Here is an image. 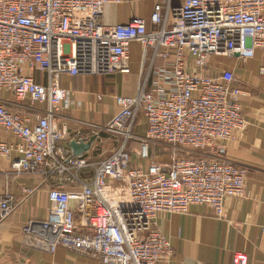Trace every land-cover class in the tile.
I'll return each instance as SVG.
<instances>
[{"label":"built area","instance_id":"1","mask_svg":"<svg viewBox=\"0 0 264 264\" xmlns=\"http://www.w3.org/2000/svg\"><path fill=\"white\" fill-rule=\"evenodd\" d=\"M154 1L150 26L142 18L108 26L105 6L124 0H0V159L14 177L54 183L48 220L24 228L47 252L63 247L102 264H170L174 249L155 224L159 214L208 206L224 220L227 201L245 195L246 168L203 154L246 130L243 90L233 86L234 73L207 71L213 57L246 61L264 51V0ZM135 42L152 56L137 97H117L120 111L104 126L63 116L71 101L61 78L129 74ZM158 60L165 66L156 69ZM141 117L144 137L135 135ZM73 123L92 135L74 136ZM103 136L115 150L97 162L64 147L68 139L93 146ZM154 143L171 149L169 163L155 160ZM87 169L91 184L81 178ZM16 205L12 193L0 196V222ZM232 264H249V256L236 252Z\"/></svg>","mask_w":264,"mask_h":264},{"label":"crops","instance_id":"2","mask_svg":"<svg viewBox=\"0 0 264 264\" xmlns=\"http://www.w3.org/2000/svg\"><path fill=\"white\" fill-rule=\"evenodd\" d=\"M155 4L154 0L108 4L104 8L103 21L108 26H116L142 18L150 26ZM214 59L210 60V68L205 73H234L233 86L243 90L240 105L248 125L231 141L218 143L206 152L247 169L245 195L227 201L224 220L218 219L208 206H193L186 214L161 213L155 224L173 246L170 264H232L236 252L247 254L249 264H264V77L260 75L264 51L257 49L246 61L240 57L217 58L216 62ZM151 61V52L135 42L131 45L129 74L63 76L60 85L68 91L71 107L63 110L62 115L73 121L100 126L109 124L120 111L117 97H137L147 79ZM164 66L163 60L155 63L156 69ZM36 78L46 84L42 75L37 74ZM152 81L154 77L149 87ZM141 126L146 133V123ZM70 129L71 133L75 132L73 124ZM71 142L70 139L65 141V149L72 150ZM114 150L115 144L110 139H103L101 143L95 141L91 160L100 161ZM158 159L161 164L169 163L164 157ZM8 163L0 165V196L12 193L17 205L13 214L0 222V264H102L63 247L54 253L47 252L38 246L37 238L24 233L31 221L48 220L52 210L49 190L54 183L42 175L29 174H20L9 181L3 176ZM93 176L90 169L81 173L87 184L92 183ZM71 206L77 209L78 204L72 202Z\"/></svg>","mask_w":264,"mask_h":264},{"label":"rangeland","instance_id":"3","mask_svg":"<svg viewBox=\"0 0 264 264\" xmlns=\"http://www.w3.org/2000/svg\"><path fill=\"white\" fill-rule=\"evenodd\" d=\"M215 58V59H214ZM217 58L218 57H213V59H214V61L216 62V60H217ZM220 59H222V58H220ZM219 59V60H220ZM144 122L145 121H143V118L141 117L140 119H139V122H138V126H137V131L135 132V135L136 136H139V137H144L146 134H145V131L143 130L144 128H143V126H141L140 127V125H143L144 124ZM94 124V123H93ZM73 125L75 126V132L73 133L74 134V136L76 135V131H81V130H83V133L85 134V135H87V136H91L92 134H91V130H89V129H87V128H80V127H78L75 123H73ZM97 125V124H96ZM141 128V130L142 131H140L139 132V129ZM69 131L70 132H72L71 131V129H70V127H69ZM103 139H109L108 137H102V140ZM133 143V149L134 150H140V146H141V144L140 143H138V142H132ZM131 143V144H132ZM151 147H152V149H153V154H154V156H157V158L155 157V160L156 161H160L158 158L161 156V157H164L165 159H167V161H171V155H172V151H171V149L169 148V147H166L165 145H162V144H152L151 145ZM92 149V148H91ZM100 148H98V150H99ZM97 150V151H98ZM87 153H90L91 154V150L89 151V152H87ZM203 154H206V155H211V153H208V152H204ZM132 155H133V160H134V163H136L137 162V160L135 159V153L134 152H132ZM7 162V160H5V159H2L1 160V162H0V165L1 164H3V163H6ZM162 162V161H161ZM143 165H145V166H147L148 165V162H145V164L143 163ZM2 166V165H1ZM12 169H11V163L9 164L8 163V166H5V168H4V171H3V176L7 179V177H6V175H8V178H9V181L10 180H12L13 178H14V175H12ZM92 171V170H91ZM8 180V179H7Z\"/></svg>","mask_w":264,"mask_h":264},{"label":"water","instance_id":"4","mask_svg":"<svg viewBox=\"0 0 264 264\" xmlns=\"http://www.w3.org/2000/svg\"><path fill=\"white\" fill-rule=\"evenodd\" d=\"M235 57H239V55H235ZM94 140H91L90 142L87 143H78L77 141H72L70 146L71 149L73 150L74 154L76 156L82 155L84 153H87L91 150L92 144Z\"/></svg>","mask_w":264,"mask_h":264}]
</instances>
